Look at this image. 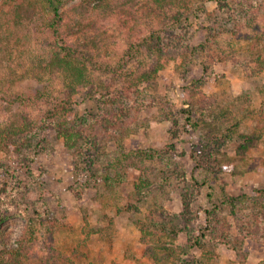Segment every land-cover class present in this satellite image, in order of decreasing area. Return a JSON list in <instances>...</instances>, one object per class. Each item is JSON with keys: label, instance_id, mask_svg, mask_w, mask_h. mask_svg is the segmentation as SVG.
Listing matches in <instances>:
<instances>
[{"label": "rangeland", "instance_id": "obj_1", "mask_svg": "<svg viewBox=\"0 0 264 264\" xmlns=\"http://www.w3.org/2000/svg\"><path fill=\"white\" fill-rule=\"evenodd\" d=\"M248 1L221 10L197 1L175 21L171 9L152 11L144 0L131 30L117 14L81 21L69 37L95 45L97 62L113 66L125 56L127 73L162 64L130 91L105 66L76 89L71 78L45 72L49 38L38 18L24 20L17 40L0 39V126L27 115L36 145L0 149V253L32 221L39 255L51 241L80 247L87 258L77 264H264V72L253 60L264 12L251 18ZM154 32L177 58L143 52L131 60L132 40ZM37 91L47 96L12 103ZM76 118L92 143L70 151L55 125ZM106 120L120 127L108 129ZM143 151L151 156L136 155ZM144 222L163 239L152 249L158 260L147 254Z\"/></svg>", "mask_w": 264, "mask_h": 264}, {"label": "trees", "instance_id": "obj_2", "mask_svg": "<svg viewBox=\"0 0 264 264\" xmlns=\"http://www.w3.org/2000/svg\"><path fill=\"white\" fill-rule=\"evenodd\" d=\"M72 0H4L7 5L6 8L0 9V39H5L8 43L12 40H17V33L19 30H23L21 27L24 20L39 19L40 26L44 30V33L49 38L47 42V62L43 66L45 72H50L52 75L59 73L66 79L71 78V88L76 89V86L84 85L89 81L91 83V75L89 74L91 68H101L105 66L107 71L113 70V79L118 81H124L130 89H133L135 81H140L141 77L150 78L153 77V73L162 67V64L153 63L152 68L149 70H143V72H129L125 69V59L123 56L122 61L117 62V65H105L99 63L94 58V51L92 47L87 44H81L80 42H74L70 39V34L76 32V28L80 26V22L87 17L96 18L101 15L117 14L121 17V20L128 25L130 19L137 20L136 13L138 9L142 8V1L144 0H81L78 3L71 5L65 9L66 3ZM150 3L152 11H159L163 8L171 9L173 18L178 21L182 18L181 15L184 11H190L191 7L197 3V1L205 2L211 0H145ZM219 4L218 10H221L225 6H229V0H212ZM148 3V4H149ZM246 5V6H245ZM146 7V5H144ZM243 7H246V12H250V17L256 12H264V0H250L247 3H243ZM252 8V9H251ZM150 9V10H151ZM95 15V16H94ZM250 18V19H251ZM247 24L249 22L248 16L242 18ZM252 21V20H251ZM150 34L147 38H138L132 40L128 47L127 56L133 60L143 53H149L150 56L156 53L157 58L170 59L177 58V55H170L167 47L162 45V39L160 34ZM22 37H20L21 39ZM161 45V46H160ZM259 46V47H258ZM256 47L253 48L255 52V72H264V34L259 37ZM152 52V53H151ZM159 57V58H158ZM155 58V56H153ZM186 64V62H183ZM143 67V66H142ZM182 67V63H181ZM143 73V74H142ZM145 75V76H144ZM75 86V87H74ZM110 86L103 85L102 89L108 90ZM137 91V90H136ZM108 96V94H105ZM47 94L44 91H37L35 94H18L12 100V103H34L38 99L46 97ZM189 105V104H188ZM201 108V106H200ZM199 108V109H200ZM205 106H202L201 114L205 113ZM240 108L236 112H243ZM185 118L190 122V111L188 108L182 110ZM76 118L73 120L63 119L55 125L56 130L60 136L64 139L65 147L72 151L78 147L81 141H92L86 136L88 133L84 129L81 123L77 122ZM82 120V119H81ZM79 125V126H78ZM105 125L108 129H117L120 124L117 121L106 120ZM32 127V121L23 113L17 114L15 119H12L8 124L0 126V149L9 148L14 152L33 151L35 148V140L32 136H29L30 129ZM93 135V143L94 142ZM99 146H103L102 143ZM132 152V151H131ZM131 152H128L129 156ZM139 157L151 156L149 151L137 152ZM86 164L88 169L92 171L93 160L87 159ZM148 225L145 222L140 226L143 233L142 240H146L147 254L151 257H155L157 254L152 252V249H156L157 243H162L163 239L154 237L148 230ZM36 228L32 221H29L20 237L16 240L15 246H8L0 253V264H77L85 263L87 254L80 249V247L68 249H60L52 241L49 249L45 255H39L34 246L36 245L37 235ZM163 230H158L157 235L163 236ZM203 237L205 234H202ZM202 237L195 238V245H200ZM82 246H86L85 241L82 242ZM163 251V250H161Z\"/></svg>", "mask_w": 264, "mask_h": 264}]
</instances>
